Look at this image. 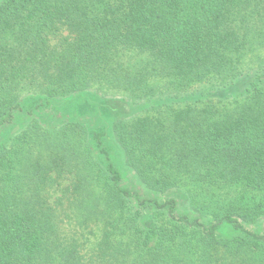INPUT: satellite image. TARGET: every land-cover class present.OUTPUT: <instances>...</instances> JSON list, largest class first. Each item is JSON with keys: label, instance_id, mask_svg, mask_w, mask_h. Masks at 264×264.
Masks as SVG:
<instances>
[{"label": "trees", "instance_id": "16d2710c", "mask_svg": "<svg viewBox=\"0 0 264 264\" xmlns=\"http://www.w3.org/2000/svg\"><path fill=\"white\" fill-rule=\"evenodd\" d=\"M84 95L135 114L38 116ZM262 221L264 0H0V264H264Z\"/></svg>", "mask_w": 264, "mask_h": 264}, {"label": "rangeland", "instance_id": "374dc122", "mask_svg": "<svg viewBox=\"0 0 264 264\" xmlns=\"http://www.w3.org/2000/svg\"><path fill=\"white\" fill-rule=\"evenodd\" d=\"M69 100L70 101L61 102L58 105L56 104L55 106H52L50 111H44L43 113L38 112L39 118L44 124H49L52 123V116L55 117L54 114H56V116L57 114H59V116H71L75 114L80 117H89L93 119L97 127L99 128H107L113 123V120L115 118L121 116L129 118V116H133L135 114V111L131 110L128 104L122 102L117 103V107L119 109L117 113L114 114L109 109L107 103H102L97 98H94L92 96L87 97V95H84L76 99L70 98ZM20 118V124L25 125L26 120L22 116H20ZM109 132V134L112 135V132L110 130ZM114 158L119 169L122 171L125 185H141L134 171L127 166L123 150L119 145L115 143ZM182 198H184V196H182ZM260 225L261 227H264V221L260 222ZM61 228V232L65 236L70 234L72 235L75 230V224L65 221V223L61 225ZM98 234L99 232L97 231L95 235H92L90 237V243H87L89 247H93L94 244L98 241Z\"/></svg>", "mask_w": 264, "mask_h": 264}]
</instances>
